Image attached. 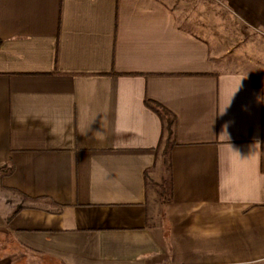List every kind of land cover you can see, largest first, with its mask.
<instances>
[{
	"label": "crops",
	"instance_id": "0c3cea01",
	"mask_svg": "<svg viewBox=\"0 0 264 264\" xmlns=\"http://www.w3.org/2000/svg\"><path fill=\"white\" fill-rule=\"evenodd\" d=\"M253 35L264 0H0V264H263Z\"/></svg>",
	"mask_w": 264,
	"mask_h": 264
},
{
	"label": "trees",
	"instance_id": "16d2710c",
	"mask_svg": "<svg viewBox=\"0 0 264 264\" xmlns=\"http://www.w3.org/2000/svg\"><path fill=\"white\" fill-rule=\"evenodd\" d=\"M145 104L151 110H153L155 113H157L159 115V117L161 118L162 133H161V137L159 139V144L157 147L162 146L161 150H162V153L164 154L167 150V147L169 146L170 137L173 133V125H174L173 119L169 117V111L164 106H162L161 104H159L155 101L149 100V99H145ZM10 170H11V168L6 169V167L1 166L0 167V176L10 172ZM4 189H6V188H4ZM15 193H18L25 200L28 199V197L26 195H24L23 193H19L17 191H15ZM161 196H162V194H161ZM161 202H163V200H161ZM22 207H23V205H21V204L17 205L16 208L13 210L12 214H15ZM244 264H258V263H244Z\"/></svg>",
	"mask_w": 264,
	"mask_h": 264
},
{
	"label": "rangeland",
	"instance_id": "374dc122",
	"mask_svg": "<svg viewBox=\"0 0 264 264\" xmlns=\"http://www.w3.org/2000/svg\"><path fill=\"white\" fill-rule=\"evenodd\" d=\"M258 36V35H257ZM254 39V46L255 48H258L261 50L260 52L264 55V37L253 35ZM242 46V45H241ZM241 48V47H240ZM242 51L241 49L238 51L240 53ZM258 61H260L261 64H264V57L259 58ZM235 65H232V67ZM244 70H249L251 74H253L254 77H259L258 72L260 67H250V66H242L241 67ZM264 79V75L262 76ZM1 180V177H0ZM23 203V199L21 198L20 195L13 191H8L4 188H2L0 184V216L2 218H5V216L9 215L12 213V211L16 208L17 205L20 203Z\"/></svg>",
	"mask_w": 264,
	"mask_h": 264
}]
</instances>
